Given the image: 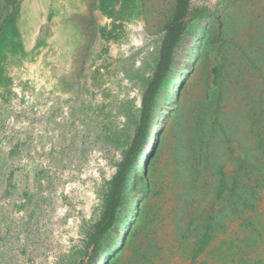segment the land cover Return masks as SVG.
<instances>
[{
  "label": "rangeland",
  "instance_id": "obj_1",
  "mask_svg": "<svg viewBox=\"0 0 264 264\" xmlns=\"http://www.w3.org/2000/svg\"><path fill=\"white\" fill-rule=\"evenodd\" d=\"M175 2L0 0V264H264V0H189L91 256Z\"/></svg>",
  "mask_w": 264,
  "mask_h": 264
},
{
  "label": "trees",
  "instance_id": "obj_2",
  "mask_svg": "<svg viewBox=\"0 0 264 264\" xmlns=\"http://www.w3.org/2000/svg\"><path fill=\"white\" fill-rule=\"evenodd\" d=\"M189 0H176L175 9L171 20L167 24L166 33L161 41L159 56L153 76L148 83L141 98V114L135 133L131 139L115 174L112 177L111 191L100 218L95 224L91 235V256L94 257L98 250L100 239L113 226L116 211L120 202L122 191L127 183L130 171L138 156L144 151L147 144L148 121L154 105L157 91L162 84L171 64L172 50L177 43L183 26L181 20L187 12ZM90 256V257H91Z\"/></svg>",
  "mask_w": 264,
  "mask_h": 264
},
{
  "label": "bare ground",
  "instance_id": "obj_3",
  "mask_svg": "<svg viewBox=\"0 0 264 264\" xmlns=\"http://www.w3.org/2000/svg\"><path fill=\"white\" fill-rule=\"evenodd\" d=\"M245 1V0H244ZM240 5V4H239ZM241 6V5H240ZM242 7H244V6H242ZM136 40V39H135ZM173 88H174V90H176V88H177V83L176 84H174V86H173ZM153 135V134H152ZM148 149H150V145H148V147H147V149L146 150H148ZM143 156V157H142ZM144 158H145V153H143V154H141V156H140V158H139V164H143L144 163ZM102 261V260H101ZM98 264V263H97ZM100 264V263H99Z\"/></svg>",
  "mask_w": 264,
  "mask_h": 264
}]
</instances>
